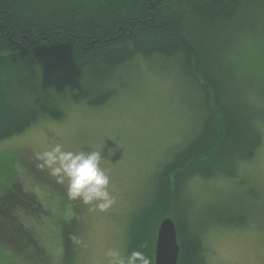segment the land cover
I'll return each instance as SVG.
<instances>
[{
    "label": "trees",
    "instance_id": "trees-1",
    "mask_svg": "<svg viewBox=\"0 0 264 264\" xmlns=\"http://www.w3.org/2000/svg\"><path fill=\"white\" fill-rule=\"evenodd\" d=\"M263 24L264 0H0V141L41 118L62 119L75 98L93 107L109 102L118 70L138 58L172 64L197 97L195 127L131 215L126 253L144 252L155 264L156 228L170 217L176 264H208V226L192 215L185 186L196 176L233 177L236 163L261 145L264 108L247 98L228 58L247 38L264 51Z\"/></svg>",
    "mask_w": 264,
    "mask_h": 264
},
{
    "label": "rangeland",
    "instance_id": "rangeland-1",
    "mask_svg": "<svg viewBox=\"0 0 264 264\" xmlns=\"http://www.w3.org/2000/svg\"><path fill=\"white\" fill-rule=\"evenodd\" d=\"M256 44L242 39L228 59L247 98L264 108V51ZM132 64L118 70L109 102L93 107L75 98L62 119L41 118L0 141V210L11 211H0V264H109L108 249L126 253L131 215L162 161L195 127L197 109L195 92L172 64ZM261 133L254 157L237 162L233 177L196 176L185 186L192 215L208 226V264H264V125ZM57 142L68 150L104 147L101 167L116 197L110 209L70 200L66 184L36 167L34 153ZM224 212L232 221L214 218Z\"/></svg>",
    "mask_w": 264,
    "mask_h": 264
},
{
    "label": "clouds",
    "instance_id": "clouds-1",
    "mask_svg": "<svg viewBox=\"0 0 264 264\" xmlns=\"http://www.w3.org/2000/svg\"><path fill=\"white\" fill-rule=\"evenodd\" d=\"M103 148L68 150L57 142L42 152H35L34 158L38 169L47 170L58 184H66L70 200H79L104 212L116 203V197L109 190L110 175L101 167L105 159ZM105 255L109 264H151L150 257L141 251L121 254L108 249Z\"/></svg>",
    "mask_w": 264,
    "mask_h": 264
},
{
    "label": "water",
    "instance_id": "water-1",
    "mask_svg": "<svg viewBox=\"0 0 264 264\" xmlns=\"http://www.w3.org/2000/svg\"><path fill=\"white\" fill-rule=\"evenodd\" d=\"M179 246L173 220L164 217L156 230L153 260L155 264H176Z\"/></svg>",
    "mask_w": 264,
    "mask_h": 264
}]
</instances>
